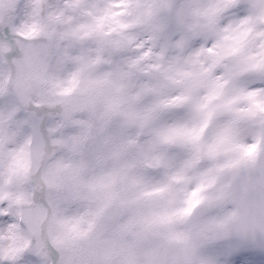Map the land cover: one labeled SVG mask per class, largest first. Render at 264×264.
Wrapping results in <instances>:
<instances>
[{
  "label": "clouds",
  "instance_id": "clouds-1",
  "mask_svg": "<svg viewBox=\"0 0 264 264\" xmlns=\"http://www.w3.org/2000/svg\"><path fill=\"white\" fill-rule=\"evenodd\" d=\"M0 264H264V0H0Z\"/></svg>",
  "mask_w": 264,
  "mask_h": 264
}]
</instances>
